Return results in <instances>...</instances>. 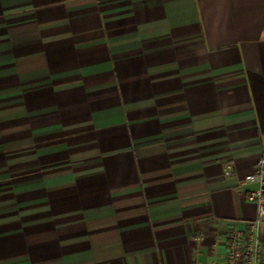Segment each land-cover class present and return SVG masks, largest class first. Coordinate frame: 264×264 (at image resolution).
<instances>
[{
  "label": "crops",
  "instance_id": "obj_1",
  "mask_svg": "<svg viewBox=\"0 0 264 264\" xmlns=\"http://www.w3.org/2000/svg\"><path fill=\"white\" fill-rule=\"evenodd\" d=\"M263 153L264 0H0V264H222Z\"/></svg>",
  "mask_w": 264,
  "mask_h": 264
},
{
  "label": "built area",
  "instance_id": "obj_2",
  "mask_svg": "<svg viewBox=\"0 0 264 264\" xmlns=\"http://www.w3.org/2000/svg\"><path fill=\"white\" fill-rule=\"evenodd\" d=\"M225 176L237 175L235 163L227 161L224 164ZM243 185L255 184L249 198L257 204V216L248 224L245 230L235 228L229 234L227 254L222 264H264V244L261 242L258 229L264 221V153L259 159L254 173L247 174Z\"/></svg>",
  "mask_w": 264,
  "mask_h": 264
}]
</instances>
